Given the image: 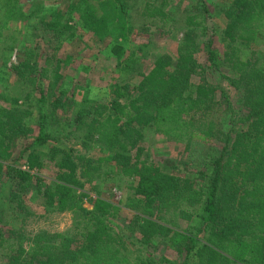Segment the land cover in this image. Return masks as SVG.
<instances>
[{"label": "trees", "instance_id": "obj_1", "mask_svg": "<svg viewBox=\"0 0 264 264\" xmlns=\"http://www.w3.org/2000/svg\"><path fill=\"white\" fill-rule=\"evenodd\" d=\"M62 1L65 10L41 21L50 36L73 41L82 30L106 43L110 59L122 56L125 31H133L129 9L139 0ZM169 1H145L140 17L159 21L166 34L171 24L182 32L177 56L155 55L146 70L140 54L152 42L140 45L118 63L127 77L114 78L110 101L78 110L62 83L70 58L41 63L12 31L33 11L21 0L0 6V58L18 50L0 75L14 77L20 89L0 90V187L14 186L8 208L0 207L3 264H264V61L242 58L244 48L264 44V0H225L223 56L204 0L179 28ZM105 3L112 4L102 11ZM146 127L187 147L209 146L200 185L143 158ZM118 177L129 183L124 205L100 197L102 185ZM32 192L48 213L71 214L70 229L26 233ZM123 211L133 216L127 225L116 223ZM16 220L21 226L10 225Z\"/></svg>", "mask_w": 264, "mask_h": 264}, {"label": "rangeland", "instance_id": "obj_2", "mask_svg": "<svg viewBox=\"0 0 264 264\" xmlns=\"http://www.w3.org/2000/svg\"><path fill=\"white\" fill-rule=\"evenodd\" d=\"M27 12L33 11L34 18L27 24L20 23L12 27V31L19 40L20 44H27L33 48L37 54L41 56V63L45 62L47 56L55 55L57 59L66 60L70 58V62L63 65L62 74L64 75L63 87L69 96L74 98L75 110L87 102H109L111 97L110 85L114 78H126L127 76L118 66V63L124 62L128 54L134 49H139L140 45L152 42L147 49H144L140 55L143 56L144 67L146 70L152 66V58L155 55L167 52L170 55L177 56L179 42L182 38V32L177 34L173 30L172 35L166 34L162 29L159 21H145L140 17L143 4L148 0H139V5L129 9L130 19L133 31H125V50L120 57L109 58V48L106 43L97 42L92 34L79 31L78 36L73 41L58 42L55 38L43 28L41 21L50 20L51 15L58 9L65 10V3L62 0H21ZM99 0H93L96 4ZM100 2V1H99ZM210 12L209 25L214 26L215 47L219 50L221 56L224 53L222 44V33L225 27L222 12L226 5L225 0H204ZM6 0H0V6L5 4ZM132 3V2H131ZM110 4L105 3L100 7L102 11L110 8ZM201 0H170L168 12L177 21L178 28L183 25L185 16L195 13L200 9ZM145 21V22H144ZM170 27L168 30H171ZM175 34V35H174ZM121 35V34H120ZM118 36V38L120 37ZM117 36L107 40L114 42ZM204 39H198L201 44ZM1 54V53H0ZM139 55V56H140ZM18 50L8 51L0 58V70L6 72L12 64L17 62ZM244 60L250 59L252 63H261L264 61V44L259 46H249L244 48L242 53ZM55 63V62H54ZM121 63V64H122ZM120 64V65H121ZM224 73L233 74L230 70H223ZM0 90L5 86H13L14 91H18L16 79L8 76L0 75ZM225 87V85H224ZM236 101V99H234ZM75 110L73 113H75ZM35 116L37 111L35 109ZM144 140L142 148L144 149L143 158L156 163L159 167L166 171L176 169V174L191 178L197 185H200L199 172L204 171L208 167L209 146L195 143L191 147H187L185 143L165 139L156 133L152 127L143 129ZM53 171L47 169L43 172V176L51 180ZM99 184V183H98ZM128 180L118 177L108 180L102 185L100 197L108 202L118 205H124L129 194L127 191ZM12 182H6L0 187V207H5L10 192L13 189ZM93 184L86 183L85 189L96 194L93 190ZM35 193L30 194L28 201V209L32 215L24 220V231L26 233H37L39 230H45L52 233H62L70 229L72 224L71 214L48 213L41 200L34 199ZM95 198V197H94ZM86 207L92 209L93 206L86 203ZM12 213V212H10ZM16 214V213H15ZM6 217H11L8 212ZM11 215V216H10ZM28 216V215H23ZM23 216L21 218H23ZM129 211H123L116 220L120 225H127L132 219ZM10 225L21 226L20 220L10 222ZM190 225L180 222L181 229H187ZM196 226V224H192ZM162 252L172 258L180 259L176 253L167 247H162ZM134 259V254H130ZM3 258L0 254V264H3Z\"/></svg>", "mask_w": 264, "mask_h": 264}]
</instances>
